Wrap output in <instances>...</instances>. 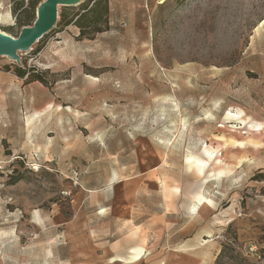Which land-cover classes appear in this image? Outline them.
I'll list each match as a JSON object with an SVG mask.
<instances>
[{
    "label": "rangeland",
    "instance_id": "374dc122",
    "mask_svg": "<svg viewBox=\"0 0 264 264\" xmlns=\"http://www.w3.org/2000/svg\"><path fill=\"white\" fill-rule=\"evenodd\" d=\"M85 2L59 7L19 64L0 57V264H122L69 236L81 201L71 170L101 183L134 161V143L147 153V140L168 154V170L199 181L202 200L198 243L189 226L139 262L214 264L234 234L258 261L264 181L251 178L264 174V0H109L108 30L79 41L58 22ZM18 3L0 0V32L12 38Z\"/></svg>",
    "mask_w": 264,
    "mask_h": 264
},
{
    "label": "crops",
    "instance_id": "0c3cea01",
    "mask_svg": "<svg viewBox=\"0 0 264 264\" xmlns=\"http://www.w3.org/2000/svg\"><path fill=\"white\" fill-rule=\"evenodd\" d=\"M136 143L129 151L134 161L119 164L105 181L93 183L92 170L80 178L81 201L67 223L70 237L78 233L91 256L95 252L111 263L144 264L139 262L142 257L147 258L165 238L185 237L189 226L188 237L199 242V227L194 228L192 218L202 200L199 181L188 173L168 170V154L154 150L150 140L148 155L146 145ZM204 205L209 209L210 204ZM187 210L192 211L189 217Z\"/></svg>",
    "mask_w": 264,
    "mask_h": 264
},
{
    "label": "trees",
    "instance_id": "16d2710c",
    "mask_svg": "<svg viewBox=\"0 0 264 264\" xmlns=\"http://www.w3.org/2000/svg\"><path fill=\"white\" fill-rule=\"evenodd\" d=\"M43 0H19V3L14 7V13L19 12L16 17V25L19 29L33 24L35 20L36 9ZM108 1L109 0H86L84 8L80 12H75L70 17L64 12L60 14L58 25L67 27L69 25L75 26L78 30L77 40H94L96 35L108 30ZM26 3V4H25ZM6 66L5 70L9 71ZM15 75L18 78L26 79L29 82L41 81L36 76H31L28 71L22 70L20 67L14 68ZM251 180L264 181V174L257 173ZM237 235L234 234L231 238L221 244L220 249L215 257L214 264H258L259 260H264V248L259 250L258 261H252L247 256L242 254L237 246Z\"/></svg>",
    "mask_w": 264,
    "mask_h": 264
},
{
    "label": "water",
    "instance_id": "95a60500",
    "mask_svg": "<svg viewBox=\"0 0 264 264\" xmlns=\"http://www.w3.org/2000/svg\"><path fill=\"white\" fill-rule=\"evenodd\" d=\"M81 0H44L35 12L31 26L23 27L16 38L0 34V57H7L19 64L18 53L26 52L38 43L56 24L59 7H74Z\"/></svg>",
    "mask_w": 264,
    "mask_h": 264
},
{
    "label": "built area",
    "instance_id": "2783aa9c",
    "mask_svg": "<svg viewBox=\"0 0 264 264\" xmlns=\"http://www.w3.org/2000/svg\"><path fill=\"white\" fill-rule=\"evenodd\" d=\"M86 171H80L77 169L71 170V179L75 184H77L81 178L82 175H84Z\"/></svg>",
    "mask_w": 264,
    "mask_h": 264
},
{
    "label": "bare ground",
    "instance_id": "6f19581e",
    "mask_svg": "<svg viewBox=\"0 0 264 264\" xmlns=\"http://www.w3.org/2000/svg\"><path fill=\"white\" fill-rule=\"evenodd\" d=\"M263 23H264V21L261 22V24H263ZM0 34H3V33L0 32ZM206 161H207V160H206ZM207 204H210V202L207 201Z\"/></svg>",
    "mask_w": 264,
    "mask_h": 264
}]
</instances>
